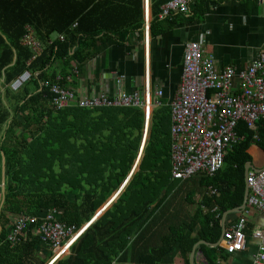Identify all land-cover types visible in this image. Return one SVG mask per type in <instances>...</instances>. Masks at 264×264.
Masks as SVG:
<instances>
[{
  "label": "trees",
  "instance_id": "16d2710c",
  "mask_svg": "<svg viewBox=\"0 0 264 264\" xmlns=\"http://www.w3.org/2000/svg\"><path fill=\"white\" fill-rule=\"evenodd\" d=\"M169 1L151 0V38L163 33L159 28L168 20L161 22L159 15ZM113 4L101 0L87 4L82 0H0V161L3 154L6 180L0 209V264H48L49 249L34 234L44 214L55 209L61 224L79 230L132 169L144 124L140 109L72 107L56 111L49 107L47 88H39V83L55 79L45 73L55 62H64L66 68L87 63L90 41L141 28L143 0H113ZM112 18L123 26L111 25ZM26 27L38 35L42 45L40 57L29 67L31 52L21 46ZM54 34L63 36L64 42L48 46L47 39ZM26 70L38 76L17 92L6 88L2 94V86ZM171 125L169 107L154 111L138 171L114 210L123 200L127 207L120 208L111 221L91 225L70 255L52 264H174L177 255L188 264L198 242H219L221 216L242 205L244 167L253 161V147L264 153V120L256 123V132L239 122V142L227 152L226 168L211 177L197 176L202 188L216 190L215 195L204 198L210 212L197 211L162 235L156 226L165 217L168 198L158 195L160 183L171 177ZM186 183L191 182L179 184L176 193H186L189 203L191 186L184 190ZM18 216L36 218L37 223L29 225L25 238L12 245L6 237ZM155 238L160 246L147 249ZM199 249L207 264H215L214 256L220 250Z\"/></svg>",
  "mask_w": 264,
  "mask_h": 264
},
{
  "label": "crops",
  "instance_id": "0c3cea01",
  "mask_svg": "<svg viewBox=\"0 0 264 264\" xmlns=\"http://www.w3.org/2000/svg\"><path fill=\"white\" fill-rule=\"evenodd\" d=\"M89 1L91 0H82L86 4ZM101 1L106 2L108 6L116 4H113V0ZM144 2L145 0H143V17L142 21L140 20V29L136 31L120 30L111 37L110 35H101L89 42L90 45L86 53L91 56V59L87 63L83 65L72 63L71 66L66 68L63 64L64 62H55L45 70V73L55 78L57 76L71 77L64 85L74 88L79 97L99 96L102 94L115 97L120 93H139L141 101L145 103V107L140 110L144 113V119H146V116L149 117L152 127L154 111L164 106L169 107L171 100L178 91L182 77L185 45L187 43L200 44L204 53L213 57L218 69L221 70L228 67L233 68L236 72L246 70L257 59L258 54L264 51V9L258 7L256 0L197 1L192 5L190 15H177L171 20L162 23L163 26L161 25L159 29L163 33L154 38L150 37V25L153 20L152 2L147 0V3H149V7H147L149 8V24H147L149 46L147 48L144 45L146 27ZM38 18L40 20V15ZM117 24L123 26L118 20L112 18L111 25ZM73 28H77V24H74ZM33 33L35 38L41 42L38 35L34 31ZM58 36L52 38L51 35L47 40L57 42ZM75 69L78 70L77 76H73ZM35 74L38 76V73ZM146 82L149 90L146 88ZM159 91L163 93L160 97L157 96ZM156 100L161 102V106L158 108L154 107ZM5 103L8 105V101H5ZM146 105H150L149 108L146 109ZM49 107L51 108L50 101ZM146 110L150 111V115H146ZM19 117L21 118V116ZM16 132L18 135L20 133L19 129ZM252 152L253 161L249 164L253 166L254 170L264 168V153L260 152L255 146ZM141 155L133 164L123 184L112 190V195L101 202L93 217L95 218L94 223L111 221L120 208L127 207L123 200L117 210H114V206L118 205L120 197L125 193L134 174L138 171ZM2 157L4 159L3 154H1L0 171ZM224 168H226L225 164L222 170ZM248 171L252 170L249 169ZM245 180L244 177V193L246 188ZM189 181L191 183L184 185V190L191 186V202L189 203L186 201V193H176L180 187L179 184L182 182H174L171 177H168V179H164L160 183L158 198H168L164 208L165 217L161 216L162 218L158 221V226H156V229L162 231V235H167L169 228L178 226L180 222L188 221L197 211H201L203 215L210 212V207L204 204L205 196L210 197L208 187L202 188L198 177ZM1 196L0 190V203ZM224 214L219 222L221 237L223 229L226 231L234 226L238 219L243 216L247 221V239L244 250L239 253L227 252L224 249V242L221 237L216 245H212L214 247L205 246L209 250H220L214 256L215 264H255L258 242L251 237V233L264 228V213L246 208L239 213L229 214L225 219L223 217ZM114 219H116V216ZM90 222L82 226L85 227ZM198 229L199 226H196L195 230L197 231ZM151 241L152 239H150V246H147V249L150 250L151 247L160 246L159 238H155L152 244ZM199 247L195 250L196 255L193 264H207ZM190 254L188 256V264H190ZM49 261L50 259L47 263ZM174 264L186 263L183 258L177 255L174 259Z\"/></svg>",
  "mask_w": 264,
  "mask_h": 264
},
{
  "label": "built area",
  "instance_id": "2783aa9c",
  "mask_svg": "<svg viewBox=\"0 0 264 264\" xmlns=\"http://www.w3.org/2000/svg\"><path fill=\"white\" fill-rule=\"evenodd\" d=\"M201 0H173L163 6L160 21L171 20L177 15H190L192 5ZM239 1V0H236ZM258 7L264 9V0H256ZM149 3L144 2L145 8V48L149 46ZM57 42H64L59 35ZM53 42L47 40V45ZM21 46L29 49L31 59L26 64L40 57L42 45L35 38L31 28H25ZM78 70L73 71V76ZM37 74L24 71L9 84L2 86L1 92L9 90L17 92L28 84ZM71 77L57 76L53 81L39 83V88H47L51 95V108L59 111L70 107L83 109L97 108H138L143 109L139 93H120L115 97L102 94L99 96L79 97L74 88L64 85ZM237 82V84H235ZM147 88V82L145 83ZM149 90V88H147ZM163 93L159 91L157 96ZM150 105H146V109ZM161 106L156 100L154 107ZM171 111V178L174 181H187L197 176L211 177L224 164V158L229 150L239 142L236 128L239 122L256 132V123L264 120V51L244 71L236 72L233 68L218 69L212 56L204 53L198 43H187L183 59L181 82L177 93L170 102ZM151 121L146 116L143 124V135L140 142L136 161L139 159L147 134L150 133ZM257 139V137L255 136ZM248 196L245 209H253L264 213V168L248 171L246 177ZM209 195H215L216 190L209 187ZM1 190V185H0ZM60 212L49 210L40 220L34 234L40 243L51 251L53 257L48 264L70 255V249L76 244L95 218L80 231L67 227L58 221ZM246 219L241 216L236 224L227 229L222 237L224 249L229 253H239L244 250L246 235ZM37 219L18 216L12 220V229L6 241L16 245L25 238V230ZM251 237L258 242V253L255 264H264V228L255 230Z\"/></svg>",
  "mask_w": 264,
  "mask_h": 264
},
{
  "label": "water",
  "instance_id": "95a60500",
  "mask_svg": "<svg viewBox=\"0 0 264 264\" xmlns=\"http://www.w3.org/2000/svg\"><path fill=\"white\" fill-rule=\"evenodd\" d=\"M249 169H251L252 171L254 170V168H253V166L251 165V164H249V163H247L246 165H245V167H244V177H245V179H246V177H247V173H248V170ZM254 171H257V170H254ZM0 175H1V183H0V185H1V203H0V209L2 208V205H3V203H4V193H5V185H4V183H5V179H4V159H3V157H2V164H1V171H0ZM245 182H246V180H245ZM247 196H248V188H247V186H246V188H245V193H244V196H243V204H242V206L239 208V209H236V210H233V211H229V212H226L225 214H224V219H225V217L226 216H228L229 214H233V213H239L240 211H243L244 209H245V203H246V199H247ZM94 223V222H93ZM224 232H225V229H223V231H222V237H223V234H224ZM222 237H221V240H222ZM210 246V247H214V246H212V245H209V244H206V243H204V242H199V243H197L194 247H193V249H192V252H191V254H190V258H189V263L190 264H193V261H194V258H195V250H196V248L198 247V246Z\"/></svg>",
  "mask_w": 264,
  "mask_h": 264
},
{
  "label": "rangeland",
  "instance_id": "374dc122",
  "mask_svg": "<svg viewBox=\"0 0 264 264\" xmlns=\"http://www.w3.org/2000/svg\"><path fill=\"white\" fill-rule=\"evenodd\" d=\"M56 37H57V35H55V34L52 35V38H56ZM146 115H150V111H147V110H146ZM150 129H151V128H150ZM142 135H143V130H142ZM142 135H141V139H142ZM149 136H150V133L147 134V139H149ZM147 139H146V140H147ZM140 142H141V141H140ZM139 149H140V148H139ZM139 149H138V151H139ZM135 161H136V159H135L134 162H133L134 164H135ZM139 163H140V162H139ZM139 163H138V164H139ZM137 170H138V168H137ZM83 227H84V226H82V228H83ZM82 228H80L79 231H80ZM48 254H49V256L51 255V258L53 257V254L51 253V251H48ZM51 258H50V259H51Z\"/></svg>",
  "mask_w": 264,
  "mask_h": 264
},
{
  "label": "clouds",
  "instance_id": "9594fccd",
  "mask_svg": "<svg viewBox=\"0 0 264 264\" xmlns=\"http://www.w3.org/2000/svg\"><path fill=\"white\" fill-rule=\"evenodd\" d=\"M93 219H94V218H93ZM91 225H92V224H91ZM89 227H90V226H89ZM89 227H88V228H89Z\"/></svg>",
  "mask_w": 264,
  "mask_h": 264
}]
</instances>
